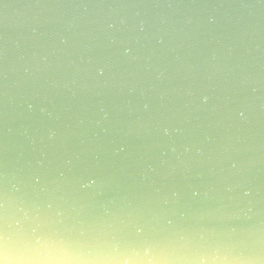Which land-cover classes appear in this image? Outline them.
<instances>
[{"label": "clouds", "instance_id": "1", "mask_svg": "<svg viewBox=\"0 0 264 264\" xmlns=\"http://www.w3.org/2000/svg\"><path fill=\"white\" fill-rule=\"evenodd\" d=\"M262 19L264 0L6 13L0 264H264Z\"/></svg>", "mask_w": 264, "mask_h": 264}, {"label": "water", "instance_id": "2", "mask_svg": "<svg viewBox=\"0 0 264 264\" xmlns=\"http://www.w3.org/2000/svg\"><path fill=\"white\" fill-rule=\"evenodd\" d=\"M25 2H34V0H0V43H2L6 30L4 27V20H5V15L9 11L13 9H18L19 5ZM173 2L176 3H203V2H213V3H224V4H239L241 2H245V0H173ZM249 2H254V0H249ZM259 19V18H258ZM261 23L264 24V19L261 20ZM220 46V40L219 38L213 40L211 37L208 38V40L202 42L199 45V48L204 51V53L210 58L212 54V50L215 48H218ZM2 154H0V162H2ZM38 182V181H33ZM18 188H21L22 186H18ZM108 196L100 197V200L107 199ZM93 212H99L101 214L104 213L103 208H97L93 209Z\"/></svg>", "mask_w": 264, "mask_h": 264}]
</instances>
